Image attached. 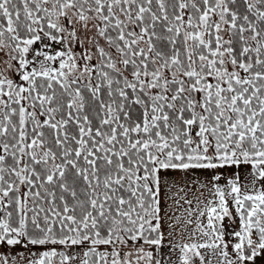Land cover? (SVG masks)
<instances>
[{
  "label": "snow or ice",
  "instance_id": "snow-or-ice-1",
  "mask_svg": "<svg viewBox=\"0 0 264 264\" xmlns=\"http://www.w3.org/2000/svg\"><path fill=\"white\" fill-rule=\"evenodd\" d=\"M0 264H264V0H0Z\"/></svg>",
  "mask_w": 264,
  "mask_h": 264
}]
</instances>
